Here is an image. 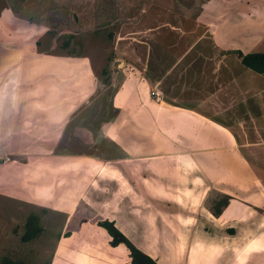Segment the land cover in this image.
<instances>
[{"label":"crops","instance_id":"obj_1","mask_svg":"<svg viewBox=\"0 0 264 264\" xmlns=\"http://www.w3.org/2000/svg\"><path fill=\"white\" fill-rule=\"evenodd\" d=\"M214 1L199 10L185 8L184 14L159 5L144 31L148 37L133 45L137 33L113 37L119 54L113 61L108 103L116 116L109 132L123 153L106 158L92 150L78 156L81 183L94 190V196L89 191L77 194L80 204L90 207L97 223L105 218L115 222L158 264H264V73L242 63V54L264 53V0L227 2L222 10L211 6ZM233 16L241 21L238 27L230 22ZM232 57L238 71L233 70ZM4 63L0 91L11 87L0 99V130L5 136L23 137L29 127L32 132L42 128L51 137V119L54 124L66 122L77 100L85 104L82 109L95 100L103 103L108 89L103 90L98 77L94 81L90 70L80 72L91 81L74 75L69 79V64H55L47 88L52 118L40 99L37 113L30 111L25 118L24 111H17V98L32 91H26L32 66L25 77L15 66L18 61L11 68ZM249 72L257 76L250 85L257 99L248 105L240 98L247 97ZM81 81L86 86L73 95L68 82ZM65 95L66 101L61 99ZM60 112L66 115L62 118ZM248 122L252 125H244ZM79 131L92 147L93 133ZM124 135L126 143L121 141ZM83 212L76 214L78 223ZM78 223L67 233L73 240L84 234L86 264H131L128 248L111 246V237L94 220Z\"/></svg>","mask_w":264,"mask_h":264},{"label":"rangeland","instance_id":"obj_2","mask_svg":"<svg viewBox=\"0 0 264 264\" xmlns=\"http://www.w3.org/2000/svg\"><path fill=\"white\" fill-rule=\"evenodd\" d=\"M242 1L216 0L218 3L214 1L211 6L215 4L222 10L229 2L231 5H238ZM208 2L209 0H0V46L7 47L5 53L3 47H0V69L6 65L4 60L9 62L10 68L18 61L15 66H19L25 77H28L29 67L32 66L31 81L26 90L32 91H24L22 93H26L25 97L19 95L17 98V111H24L25 118L30 117V111L31 114L37 113L35 106H40L37 104L40 102H37L38 99L43 100L41 106L47 109L45 113H51L52 118L54 105L48 101L47 88L51 84V69L55 64H69L70 73L66 75L69 79L78 76L91 81L80 72L82 68L84 71L90 70L94 74V81L98 77L100 81H97L103 86V90L108 88L103 93V103L95 100L93 105L82 109L85 104L82 105L77 100L68 117H65L66 122L54 124L51 119V137L42 128L33 132L29 127H25L24 131L22 128L23 137L18 134L16 136L15 133L5 136V130H0V264H4L5 259L28 264H86L82 254L85 251L82 247L85 244L84 234L80 235L81 239L73 240L74 235L67 233L78 223L76 214L79 215L83 210L84 217L80 218L78 224H87L91 219L98 225L95 213L89 212L90 207L79 202L77 194L89 191L94 196V190L81 183L83 164L82 158L78 156L85 152L91 154L92 150H100L106 158L122 156L123 153L118 141L109 132L116 116L108 103L113 92V61L119 54L113 45V37H128L129 34L137 33L135 40L130 42L133 45L143 40V37H148L144 31L152 21V13L159 12V5L184 14L185 8L199 10L202 4ZM243 12L253 13L250 9H243ZM231 13L236 14L235 9ZM229 18L230 22L233 21L232 25H240L241 21L236 16ZM171 19L173 21L169 16L170 21ZM200 63H204L203 59ZM231 63L233 70L238 71L236 59L232 57ZM59 68L65 71V67ZM241 74L244 75V72ZM255 78L257 76L249 72L248 86L245 85L247 97L242 94L240 98V101L248 100V105L257 99L250 91V85L256 84ZM68 83L73 85L68 86L73 95L79 94L81 88L86 86L83 81L78 84ZM10 89V85L2 87L0 99L9 94ZM95 92L93 90L92 94L96 96ZM236 96L239 97L238 92ZM62 98L67 100L66 95L61 96ZM25 99L27 102L24 105ZM65 112H60L62 118L66 115ZM72 116L74 117L71 118ZM249 124L250 122L244 125ZM82 129L93 133L92 147H88L82 139L84 137H80L79 130ZM59 133L61 140L57 138ZM143 140L145 139H136L140 142ZM121 141L128 142L126 135ZM59 147L69 152L60 153ZM58 154L62 157L57 158ZM33 218L41 231L34 239L24 241L27 222ZM121 247L127 250L126 246Z\"/></svg>","mask_w":264,"mask_h":264},{"label":"trees","instance_id":"obj_3","mask_svg":"<svg viewBox=\"0 0 264 264\" xmlns=\"http://www.w3.org/2000/svg\"><path fill=\"white\" fill-rule=\"evenodd\" d=\"M243 63L251 69H254L260 73H264V53H249L247 55L242 54ZM36 219L29 220L27 222L26 235L23 237L24 241L34 239L39 235L41 228L36 227ZM100 227H103L109 236L111 237V246L116 247L124 244L131 257L132 264H158V262L149 254L139 249L115 224V222L104 219L98 222ZM4 264H28L22 261H12L9 259L4 260Z\"/></svg>","mask_w":264,"mask_h":264}]
</instances>
